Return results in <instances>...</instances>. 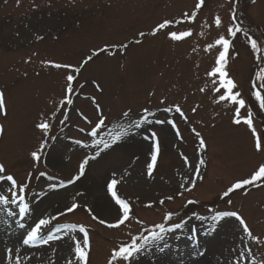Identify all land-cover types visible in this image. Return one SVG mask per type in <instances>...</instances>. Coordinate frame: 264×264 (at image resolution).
<instances>
[{
  "label": "rangeland",
  "instance_id": "obj_1",
  "mask_svg": "<svg viewBox=\"0 0 264 264\" xmlns=\"http://www.w3.org/2000/svg\"><path fill=\"white\" fill-rule=\"evenodd\" d=\"M197 3L0 0V91L7 113H0V163L5 175L16 179L17 196L29 203V211L20 214V201L11 203V182L0 181V195L9 200L0 203V264H17V257L19 264H80L75 256V245L84 236L80 226L89 237L87 264H109L121 244L159 231L155 226L160 223L169 231L162 240L150 238L131 264L264 260V182L223 195L264 164V150L255 147L256 136L264 143V110L253 86L264 84L257 78L264 69V50L256 53L244 34L264 46V0H204L199 9ZM233 14L244 29L235 37L228 33L235 23ZM165 20L172 23L153 35ZM189 30L191 35L181 40L169 35ZM222 35L232 42L226 66L236 84L232 91L245 101L239 117L237 103L220 99L227 90L219 74H211L223 50L216 44ZM56 63L73 67L56 68ZM69 74L75 76L70 95ZM69 98L72 103H67ZM249 113L255 136L244 123ZM101 117L104 124L97 128ZM42 122L50 124L47 135L36 127ZM153 132L160 151L149 176ZM117 133L120 138L113 141ZM44 140L47 144L36 161L31 153ZM105 143L110 146L105 148ZM85 159L84 175L68 183L79 175ZM113 179L130 214L119 227L110 228L107 224L123 218L107 190ZM24 184L27 188L21 192ZM74 203L77 207L67 212ZM105 205L116 211L112 217L102 209ZM225 211L237 212L258 239L244 233L236 217L212 220ZM168 213L172 216L165 219ZM42 218L50 223L39 239L24 245L23 238ZM101 219L106 223L100 224ZM177 223L182 227H172ZM241 252L250 260L241 261Z\"/></svg>",
  "mask_w": 264,
  "mask_h": 264
},
{
  "label": "snow or ice",
  "instance_id": "obj_2",
  "mask_svg": "<svg viewBox=\"0 0 264 264\" xmlns=\"http://www.w3.org/2000/svg\"><path fill=\"white\" fill-rule=\"evenodd\" d=\"M17 2L19 3V0H17ZM204 0H199V3L196 4V8L199 9L202 4H203ZM254 2V0H253ZM190 19L192 17H189ZM233 19L235 20V14H233ZM172 23L171 21L165 20L164 22L160 23L157 25V27L155 29H153V35L156 34V32L165 29L166 27H168V25ZM215 23L216 25L219 27L221 24V19L219 16L216 17L215 19ZM244 29L241 27L240 24H235L233 26H230L228 28V33L230 34V36L235 37L237 35L238 32H243ZM247 38L248 41L250 43L251 48L256 52V53H260L262 50H264V46L261 45L260 42H258V40L256 38H253L252 36L248 35L247 32L244 33ZM141 36L145 35L144 33H140ZM170 37L173 40H181L186 36L191 35V31H184V32H170L169 33ZM39 39H42L43 37H38ZM231 40L225 38L223 35L219 37V39L216 40V44L218 45H222L223 50L219 53V57L217 58L216 61V67L213 69V72L211 73L212 75L215 74H219L220 77V82L221 85L227 90V95L226 96H221L220 99L224 100V99H231L234 103H237L239 105V107L236 110V114L237 117H239L240 114V108H243L245 106V101L243 99H240V93L239 92H233L232 90L236 88V84L235 82L231 79L228 78V72L226 71V66H227V58H228V53H229V48L231 46ZM120 47H126V45H121ZM209 47H211V45H209ZM106 49H100L98 51L103 52ZM97 53L94 52L93 55H96ZM261 57L258 56L257 59H260ZM92 56H89L87 58V60H91ZM87 61H85L86 63ZM51 63V62H49ZM54 67L56 68H72V65H62V64H54ZM75 72L79 73L80 72V67H75ZM257 78L260 80H264V69H262L260 72L257 73ZM67 80V88H66V93L67 94H71L73 92V81L75 80V76L72 74L67 75L66 77ZM255 87V84L253 85ZM261 89H264V84L260 85ZM203 90V89H202ZM255 98L256 100L259 102L260 108L262 110H264V96L261 95V92L259 90H257L255 93ZM63 103V101H62ZM67 103H72L71 99H67ZM97 107H99V105H97ZM176 111L180 112L181 115H183V113L181 112V109L179 106H176ZM193 111L195 112L196 109L194 108ZM145 112H147V109H145ZM0 113L3 114H7L6 113V106H5V99H4V93L2 91H0ZM124 115H127V113H125ZM145 119H147V117H145ZM159 123H164V121H158ZM234 122L236 124H240L241 120L239 118L234 119ZM244 123H246L253 131V135H256V130L253 127V119H252V114L249 113L247 117L244 118ZM104 124V118L101 117V119L99 120V122L97 123L96 127L99 128ZM138 126V125H137ZM37 128L43 130V132L45 133V135H47L49 128H50V124L48 122H42L36 125ZM81 131H83V129H81ZM4 132V128L2 125H0V135H2ZM93 135H95V130H93ZM199 135V134H197ZM120 138V133H117L114 137H113V141L117 140ZM151 138L155 141L154 145H153V152L151 153V162L147 165V171H148V175L151 176L154 166L156 165L157 162V157L160 151V145H159V141L158 138H156V134L153 132L151 134ZM47 144V140H44L41 142L40 146H39V150L38 151H33L31 153V156L34 160L39 161L41 158V153L43 151V149L45 148ZM110 145L105 143L104 147L107 148ZM200 146L201 147H205V141L201 138L200 139ZM255 147L257 151H262L264 150V143H262L261 139L256 136V140H255ZM97 155H99V153H97ZM88 163V160L85 159L81 165H80V169H79V175L73 177L71 180L68 181V183H73L75 182V180H78L80 178V176L84 175L85 172V165ZM201 163H203V161H201ZM6 173V169L4 164L0 163V181H9L11 182V188L9 189V191H11V196H12V200L11 203L15 204L17 202V200L20 201V206H19V213L20 214H25L29 211V203L24 202L25 201V197L23 195L17 196L16 194V187H17V181L14 178L13 175L11 174H7ZM257 182H264V164H260L258 166V168L250 175L249 178L246 179H241V180H237L235 183H233L224 193L223 195L225 197H227L230 193L236 191V190H240L245 188L248 185H252V186H256L259 187L261 186L259 183ZM118 183L117 180L113 179L108 185H107V190L111 193V196L115 199L116 203L120 206V209L122 210V216L123 218H120L117 220L116 223H112V224H107L108 227L110 228H114V227H119L121 224H123L128 218H129V214H130V208L128 203L121 199L118 195L117 192L115 190V186ZM61 187H63L64 185L61 184ZM27 188V184L24 185H20V191L24 192L25 189ZM169 199H171V197H169ZM9 202L8 200V196L6 195H0V203L3 204H7ZM189 203H192V201H189ZM229 203H231V201L229 200ZM77 207V205L74 203L72 204L71 207H68L66 209L67 212H72L75 208ZM63 213H60V215H62ZM172 216V213H168L165 217V219H170ZM223 217H236L239 220V223L242 225L243 227V232L247 233L248 236H252L253 239H258L257 237L253 236L250 228L248 227V225L245 223L244 219L235 211H225V212H219L217 213L215 216L212 217L213 221H219L221 220V218ZM94 219H97V217H93ZM52 219H55V217H52ZM203 219V218H201ZM50 223V220L47 218H42L39 219L38 223L35 224L34 227L31 228L30 231L27 232V235L25 238H23V244L24 245H29L31 243H33L34 241H36L37 239L40 238V233L43 229L44 226L48 225ZM100 224H105L106 221L101 219L99 220ZM157 229H159V231H151L148 233V235L145 236H141L139 238H132L131 243H124L121 244L118 248V250H114L112 255H111V259L109 260V264H113V261H117L119 259H123L125 262H128V264H131V260L132 258H134L137 254H139L146 245L150 244V238L152 241H158V240H162L163 236L162 234L169 231V229L165 228V225L163 223L157 224L155 226ZM172 227L174 228H180L182 227V224L177 223L172 225ZM79 231L84 233L83 236V241L82 243L77 242L75 245V256L77 258V260L80 262V264H87V260H88V251H87V246L89 243V237H88V233L86 231V229L83 226H80ZM52 239H58L59 237H55L52 236L50 237ZM138 241H142L138 242ZM43 243H48V240H43ZM166 247V245H165ZM164 249L161 248L160 251H163ZM9 252V259H11V250H8ZM240 260L244 261V260H250V258L246 255V253L241 252L240 254ZM17 264H19V257H17ZM260 264H264V260H262L260 262Z\"/></svg>",
  "mask_w": 264,
  "mask_h": 264
},
{
  "label": "bare ground",
  "instance_id": "obj_3",
  "mask_svg": "<svg viewBox=\"0 0 264 264\" xmlns=\"http://www.w3.org/2000/svg\"><path fill=\"white\" fill-rule=\"evenodd\" d=\"M106 208L108 209L107 216L112 217L116 211L112 210V209H110V211H109V208L106 205L102 209L107 210Z\"/></svg>",
  "mask_w": 264,
  "mask_h": 264
},
{
  "label": "trees",
  "instance_id": "obj_4",
  "mask_svg": "<svg viewBox=\"0 0 264 264\" xmlns=\"http://www.w3.org/2000/svg\"><path fill=\"white\" fill-rule=\"evenodd\" d=\"M261 65V64H260ZM262 84V83H261Z\"/></svg>",
  "mask_w": 264,
  "mask_h": 264
}]
</instances>
